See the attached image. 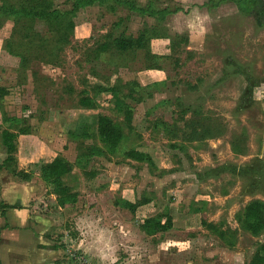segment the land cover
<instances>
[{
	"label": "rangeland",
	"instance_id": "1",
	"mask_svg": "<svg viewBox=\"0 0 264 264\" xmlns=\"http://www.w3.org/2000/svg\"><path fill=\"white\" fill-rule=\"evenodd\" d=\"M52 1L61 10L72 7V0ZM134 1L176 13L162 20L115 2L81 8L57 64L33 61L22 68L6 48L19 38L12 37L13 22L0 27L4 110L31 126L30 134L19 136L16 157L18 168L32 173L24 181L0 171V205L24 206L7 209L5 216L0 206V264H249L260 252L264 230L253 234L243 214L252 200L264 201V169H250L254 162L245 159L250 141L264 136V0L249 12L232 1L213 0L216 7L210 0ZM34 27L51 37L43 21ZM146 28L157 32L150 48L161 57L159 68L147 69L144 50L135 58L115 49L96 51L111 41L109 35L137 37ZM177 35L189 43L172 53ZM135 83L143 89L137 87L134 96L143 100L127 99L133 107L130 132L120 112V86L127 93L126 84ZM95 86L119 92L95 95ZM84 92L95 95L97 109L78 108ZM102 114L127 135L116 151L98 138ZM191 121L223 133L189 141L179 129L189 133ZM5 127L0 108V163L7 157ZM93 144L104 155L84 158L87 166L80 168L77 161ZM130 149L152 162L126 158ZM58 155L75 165L64 178L79 193L73 207L60 208L40 177L41 164ZM126 201L139 205L136 213ZM156 216L172 219V227L145 234L140 225Z\"/></svg>",
	"mask_w": 264,
	"mask_h": 264
},
{
	"label": "trees",
	"instance_id": "2",
	"mask_svg": "<svg viewBox=\"0 0 264 264\" xmlns=\"http://www.w3.org/2000/svg\"><path fill=\"white\" fill-rule=\"evenodd\" d=\"M221 1H232L244 12L251 11V9L259 3V0H219L217 4ZM109 2H115L116 4L125 6L130 11L160 18L162 20H164L166 16L176 13V10L171 11L167 8H155L154 5H152L153 3L149 6L142 7L134 0H72V7L69 10L56 8L52 0H3L0 4V27H2L6 21L13 22L15 32L12 37L14 35L19 37L16 41L8 40L6 48L12 55L20 59V66L22 68H28L29 64L33 61L57 64L60 60L63 47L69 43L70 36L75 30L73 18L76 16L77 12L81 8L92 6L96 3L103 5ZM209 3H213L215 7L217 6L213 0H210ZM178 11L179 9L177 12ZM37 20L47 24L51 32V37H41L35 30L34 25ZM155 30V28H146L137 37L123 35L119 38H114L113 35H109L107 37L111 41L98 45L96 51L102 54L108 52V50L115 49L120 52L123 58L127 56H133L135 58L139 50H144L147 69L159 68L158 60L161 57L153 54L150 48V40L156 37L155 35L157 32H155ZM188 43L189 38L187 36L177 35L171 39V52H177L182 45H187ZM168 58H173V56L168 55ZM126 87H128L129 90L127 93H124L122 92L123 88L120 86V112L124 114V122L131 132L134 129L133 107L127 102V99L131 98L136 103L141 102L143 98L140 95L139 97H135L134 93H137V87L140 89H143V87L136 83L132 85L126 84ZM94 90L95 95L104 92L115 95L119 92L117 87L107 88L95 86ZM84 93L85 95H82L79 99L78 108L86 110L97 109L98 105L95 95H90L88 92ZM252 94L253 88L250 96ZM7 95L8 90L5 87H0V108L3 113V122L6 125L2 131V143L7 154L6 159L0 163V171L7 170L13 176L24 181H29L32 178V173L18 168L16 154L18 152L19 136L30 134L31 126L29 123H26L28 120L16 116H9L5 112L4 99ZM188 110L189 109H186L184 113ZM191 124L194 127L191 128L189 133H187L185 129H179L183 132L182 137L184 139L187 137L189 141L206 140L223 133V131L221 132L219 130L221 127L218 126V128H216L218 130L215 131V129L204 125L202 121H191ZM201 126L203 131L200 129ZM97 135L100 141L106 145L110 151L119 149L127 138L124 128L115 123L110 117L103 114L99 115L97 118ZM86 136L89 137V135ZM171 146L176 148L175 144ZM237 148L239 149L238 145ZM237 148L233 149L236 153H238ZM241 152L244 153L245 150ZM103 155L104 151L101 150L100 147L95 144L90 145L86 147L85 152L80 156L81 160L77 161L78 166L85 169L88 162L85 161L84 158ZM124 155L126 158L132 160L152 162L151 158L146 153L137 151L136 149L125 151ZM74 167V163L61 155H58L52 162L44 163L40 166V177L48 186L52 187V192L56 196V201L60 208L73 207L78 202L79 193L70 185H67L64 179L72 173ZM93 174L92 172H85L88 178L94 176ZM125 205L132 213H136L139 207L137 203L134 204L129 201H126ZM0 206L1 215L4 216L7 209H24V206L20 203L2 204ZM243 219L246 228L253 234H258L261 230H264V201L259 199L252 200L244 210ZM172 225V219L168 218V221H164L162 216H156L145 219L140 225V228L145 234L152 236L166 232ZM249 264H264V244L261 246L260 252L254 256Z\"/></svg>",
	"mask_w": 264,
	"mask_h": 264
},
{
	"label": "crops",
	"instance_id": "3",
	"mask_svg": "<svg viewBox=\"0 0 264 264\" xmlns=\"http://www.w3.org/2000/svg\"><path fill=\"white\" fill-rule=\"evenodd\" d=\"M255 141L256 140L250 141L251 143H249L248 147L250 148V150H252L248 151L245 159H247V161L249 162H254V164L250 166V169H264V136L260 139L258 143H255ZM232 153L237 154L236 152H234V150L232 151Z\"/></svg>",
	"mask_w": 264,
	"mask_h": 264
}]
</instances>
